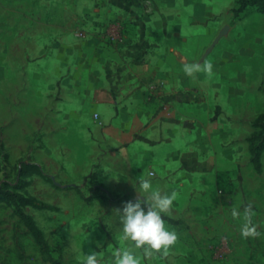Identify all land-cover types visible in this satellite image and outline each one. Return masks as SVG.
<instances>
[{
  "label": "rangeland",
  "instance_id": "374dc122",
  "mask_svg": "<svg viewBox=\"0 0 264 264\" xmlns=\"http://www.w3.org/2000/svg\"><path fill=\"white\" fill-rule=\"evenodd\" d=\"M102 1L0 0V264H84L93 251L97 264H115L125 248L140 264H264V12L254 4L238 10L239 0H152L153 11L158 4L167 15L169 44L177 35L190 44L178 67L181 123L192 145L186 152L203 162L217 159L218 169L209 194L204 172L191 175L200 196L192 192L188 200L198 213L192 231L180 228L167 253L145 256L123 238L114 195L94 186L114 133L92 105L93 77L137 72L139 59L125 51L136 40L125 22L124 43L107 39L119 64L87 62L82 45L97 30L71 21L77 7ZM143 4L117 0L116 6L141 18ZM206 63L210 73L184 71ZM157 96L149 101L158 104L164 97ZM245 225L258 235H243Z\"/></svg>",
  "mask_w": 264,
  "mask_h": 264
},
{
  "label": "crops",
  "instance_id": "0c3cea01",
  "mask_svg": "<svg viewBox=\"0 0 264 264\" xmlns=\"http://www.w3.org/2000/svg\"><path fill=\"white\" fill-rule=\"evenodd\" d=\"M114 2L103 0L100 7L92 9L77 7L71 21L77 28L91 24L97 30L82 45L87 50V62L101 68L119 64L107 39L112 40L125 22L128 37L136 38L125 51L139 58L133 62L137 72L104 70L93 77L97 83L93 87L92 105L102 126L113 129L114 133L112 145L103 150L101 171L94 186L104 195H114L115 206L122 209L125 201L148 197L140 181L149 180L152 188L161 194L175 193L170 210L163 214L165 227L177 234L180 228L192 231L198 222V213L188 204L194 198L192 192L197 191L191 175L204 172L203 180L208 184L205 191L209 194L216 186L218 166L212 167L217 159L203 162L197 155L186 152L192 145L187 147L181 123L180 97L184 84L178 67L182 49L190 44L180 41L179 35L175 45L169 44L165 38L169 30L167 15L158 4L152 14L139 18L136 11L125 13L116 6L117 0ZM83 18L87 19L86 24ZM200 40L195 39L194 46ZM148 81L149 84L162 82L159 91L152 88L148 91L145 86ZM153 94L164 98L155 104L148 98ZM104 111L109 113L108 117L103 115ZM183 192H189L188 197ZM199 197L196 193L195 198Z\"/></svg>",
  "mask_w": 264,
  "mask_h": 264
},
{
  "label": "clouds",
  "instance_id": "9594fccd",
  "mask_svg": "<svg viewBox=\"0 0 264 264\" xmlns=\"http://www.w3.org/2000/svg\"><path fill=\"white\" fill-rule=\"evenodd\" d=\"M193 69L210 73L212 65L211 63H206L203 67L199 64L185 65L184 71L191 75ZM140 186L149 194L147 198L141 196L142 198H137L135 201H125L122 209H116L122 225L123 238L133 241L136 248H143L145 256H151L155 252L167 253L169 247L175 244L177 233L165 227L163 214L170 210L175 193L161 194L159 190L152 188L149 180H141ZM242 234L258 235L247 225L242 229ZM84 264H97L94 251L86 255ZM115 264H140V259L125 248L116 252Z\"/></svg>",
  "mask_w": 264,
  "mask_h": 264
},
{
  "label": "built area",
  "instance_id": "2783aa9c",
  "mask_svg": "<svg viewBox=\"0 0 264 264\" xmlns=\"http://www.w3.org/2000/svg\"><path fill=\"white\" fill-rule=\"evenodd\" d=\"M154 4L152 0H144L143 8H142V13L143 15H150L153 11ZM124 29L121 28L119 31L115 34V36L112 38V41L115 43H118L119 45L124 43L126 40V36L124 34ZM75 37H82L83 34L80 31H76L74 33ZM162 85V82H158L156 84L151 85V88L153 90H158L159 87Z\"/></svg>",
  "mask_w": 264,
  "mask_h": 264
},
{
  "label": "trees",
  "instance_id": "16d2710c",
  "mask_svg": "<svg viewBox=\"0 0 264 264\" xmlns=\"http://www.w3.org/2000/svg\"><path fill=\"white\" fill-rule=\"evenodd\" d=\"M249 4L256 5L260 11L264 12V0H239L238 10H242ZM30 231L32 236L38 243L42 242V237L37 227H35L34 225H30Z\"/></svg>",
  "mask_w": 264,
  "mask_h": 264
}]
</instances>
